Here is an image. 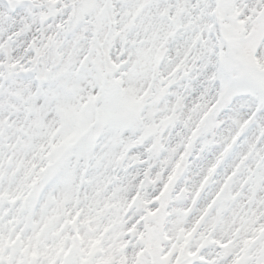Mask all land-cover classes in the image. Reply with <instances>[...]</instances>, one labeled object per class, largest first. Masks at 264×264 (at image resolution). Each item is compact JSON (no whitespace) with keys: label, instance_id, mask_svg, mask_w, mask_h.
I'll return each mask as SVG.
<instances>
[{"label":"snow or ice","instance_id":"1","mask_svg":"<svg viewBox=\"0 0 264 264\" xmlns=\"http://www.w3.org/2000/svg\"><path fill=\"white\" fill-rule=\"evenodd\" d=\"M0 264H264V0H0Z\"/></svg>","mask_w":264,"mask_h":264}]
</instances>
